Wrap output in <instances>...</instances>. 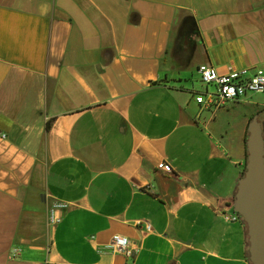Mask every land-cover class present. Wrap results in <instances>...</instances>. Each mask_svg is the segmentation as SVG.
<instances>
[{
    "label": "crops",
    "instance_id": "0c3cea01",
    "mask_svg": "<svg viewBox=\"0 0 264 264\" xmlns=\"http://www.w3.org/2000/svg\"><path fill=\"white\" fill-rule=\"evenodd\" d=\"M205 63L264 67V0H0V264H252L254 115L196 102Z\"/></svg>",
    "mask_w": 264,
    "mask_h": 264
},
{
    "label": "built area",
    "instance_id": "2783aa9c",
    "mask_svg": "<svg viewBox=\"0 0 264 264\" xmlns=\"http://www.w3.org/2000/svg\"><path fill=\"white\" fill-rule=\"evenodd\" d=\"M200 81L204 84V90L195 93V100L204 108L219 110L229 102L239 101L248 96L249 93L264 92V67H255L252 69L231 70L228 73L219 72L218 68L212 64H200L198 66ZM210 85L216 89L210 90ZM65 207L63 204L55 203L50 212V222L56 224L60 221V215L57 211ZM232 213L226 216L229 221L243 220L241 215L232 205ZM140 223V220L137 222ZM146 230H151V224H146ZM107 248L126 256H132L134 249L131 247L128 237L115 234Z\"/></svg>",
    "mask_w": 264,
    "mask_h": 264
},
{
    "label": "water",
    "instance_id": "95a60500",
    "mask_svg": "<svg viewBox=\"0 0 264 264\" xmlns=\"http://www.w3.org/2000/svg\"><path fill=\"white\" fill-rule=\"evenodd\" d=\"M246 148V170L233 205L247 226L251 263L264 264V133L258 114L249 122Z\"/></svg>",
    "mask_w": 264,
    "mask_h": 264
},
{
    "label": "rangeland",
    "instance_id": "374dc122",
    "mask_svg": "<svg viewBox=\"0 0 264 264\" xmlns=\"http://www.w3.org/2000/svg\"><path fill=\"white\" fill-rule=\"evenodd\" d=\"M183 19H185L186 14H182ZM199 79H196L195 85L196 88L200 87L199 89L203 90L204 84ZM210 90L214 91L216 87L214 85H210ZM240 111H246L253 113V115L258 114L260 117V121L262 123V126L264 127V92L262 93H249L246 101L240 102Z\"/></svg>",
    "mask_w": 264,
    "mask_h": 264
},
{
    "label": "trees",
    "instance_id": "16d2710c",
    "mask_svg": "<svg viewBox=\"0 0 264 264\" xmlns=\"http://www.w3.org/2000/svg\"><path fill=\"white\" fill-rule=\"evenodd\" d=\"M194 19L192 18V16L190 14H186L185 19H183L182 22V26H181V32L182 34L186 37L187 35L185 34V30H187V32H192V34H195L196 31V27H195V23H194ZM252 119V118H251ZM50 126V123L48 124V127ZM263 127V126H262ZM263 133H264V127H263ZM248 155V153H247ZM247 163V161H246ZM246 170V168H245ZM245 223V222H244Z\"/></svg>",
    "mask_w": 264,
    "mask_h": 264
}]
</instances>
